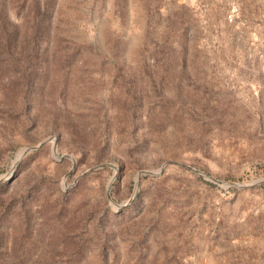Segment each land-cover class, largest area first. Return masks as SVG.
I'll list each match as a JSON object with an SVG mask.
<instances>
[{"label":"rangeland","instance_id":"1","mask_svg":"<svg viewBox=\"0 0 264 264\" xmlns=\"http://www.w3.org/2000/svg\"><path fill=\"white\" fill-rule=\"evenodd\" d=\"M0 177V264H264V0H0Z\"/></svg>","mask_w":264,"mask_h":264},{"label":"water","instance_id":"2","mask_svg":"<svg viewBox=\"0 0 264 264\" xmlns=\"http://www.w3.org/2000/svg\"><path fill=\"white\" fill-rule=\"evenodd\" d=\"M49 141V138H46V139H44V140H42L40 143H38V145H36V146H33V147H31V149H36V148H39V147H41L42 145H44L45 143H47ZM28 150V149H27ZM55 150V152H56V149H54ZM166 164H168V162H165L162 166H161V169L162 168H164V166L166 165ZM103 165H106V164H103ZM156 172L155 171H152V170H143V171H141L140 173H139V175H141V174H149V175H152V174H155ZM201 173V172H200ZM138 175V176H139ZM137 176V177H138ZM0 180H1V177H0ZM233 185H237V186H240V184H233ZM109 187H110V185H108V187H107V197L109 198Z\"/></svg>","mask_w":264,"mask_h":264}]
</instances>
